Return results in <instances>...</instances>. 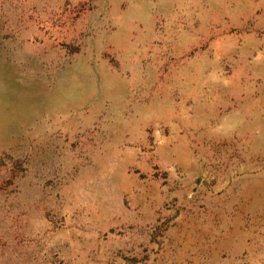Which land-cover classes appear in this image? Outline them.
<instances>
[{
    "label": "rangeland",
    "instance_id": "obj_1",
    "mask_svg": "<svg viewBox=\"0 0 264 264\" xmlns=\"http://www.w3.org/2000/svg\"><path fill=\"white\" fill-rule=\"evenodd\" d=\"M0 264H264V0H0Z\"/></svg>",
    "mask_w": 264,
    "mask_h": 264
}]
</instances>
